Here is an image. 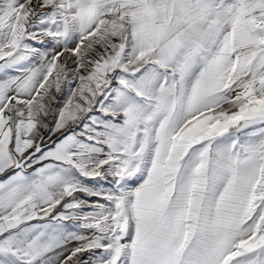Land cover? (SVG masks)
Listing matches in <instances>:
<instances>
[{
	"label": "snow or ice",
	"instance_id": "obj_1",
	"mask_svg": "<svg viewBox=\"0 0 264 264\" xmlns=\"http://www.w3.org/2000/svg\"><path fill=\"white\" fill-rule=\"evenodd\" d=\"M0 264H264V0H0Z\"/></svg>",
	"mask_w": 264,
	"mask_h": 264
},
{
	"label": "crops",
	"instance_id": "obj_2",
	"mask_svg": "<svg viewBox=\"0 0 264 264\" xmlns=\"http://www.w3.org/2000/svg\"><path fill=\"white\" fill-rule=\"evenodd\" d=\"M0 179H2V177H0Z\"/></svg>",
	"mask_w": 264,
	"mask_h": 264
}]
</instances>
